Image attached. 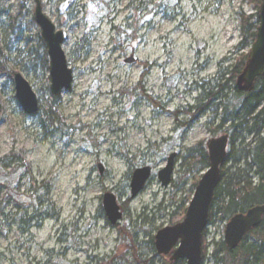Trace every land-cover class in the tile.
Listing matches in <instances>:
<instances>
[{"label":"rangeland","instance_id":"374dc122","mask_svg":"<svg viewBox=\"0 0 264 264\" xmlns=\"http://www.w3.org/2000/svg\"><path fill=\"white\" fill-rule=\"evenodd\" d=\"M39 1L44 15L64 33L62 49L74 82L58 97L49 92L44 50L38 47L40 30L33 18L35 0H0V47L6 49L8 71L0 76V158L12 154L23 160L0 169V264H135V258L137 264H171L169 256L157 254L154 237L182 222L206 170H193L186 152L198 144L206 148L231 124L225 121L219 127L220 110L216 115L213 110H185L207 103L196 81L216 76L224 60L230 62L222 68L233 65L239 55L248 56L254 42L243 45L240 16L255 15L256 0H180L173 11H155L150 25L143 23L132 39L117 42L111 25L124 28L129 23V0L114 5L110 17L91 33L88 26L96 18L89 0H80L78 8V1ZM16 73L43 107L58 100L63 128L57 122L50 127L41 110L32 116L23 112L15 98ZM166 76L174 80L165 83ZM139 84L142 92L132 93ZM143 93L160 106L141 97ZM251 118L246 129L231 133L236 139L232 144L229 139L227 153L232 150L234 157L251 141ZM257 126L264 138V125ZM170 155L173 172L164 188L157 174ZM231 165L228 161L223 169ZM147 167L148 182L131 198L132 174ZM26 173L33 182L49 186L52 207L37 219L29 207L33 197ZM106 194L114 196L122 214L116 225L103 210ZM211 214L201 264H215L229 220L220 205Z\"/></svg>","mask_w":264,"mask_h":264},{"label":"trees","instance_id":"16d2710c","mask_svg":"<svg viewBox=\"0 0 264 264\" xmlns=\"http://www.w3.org/2000/svg\"><path fill=\"white\" fill-rule=\"evenodd\" d=\"M79 1L80 0H69L68 3L77 2L75 5L77 6L76 8H78L80 6ZM120 1L121 0H89L90 5L95 7L94 16L96 22L88 26V32H93L99 27L103 20L110 17L112 8ZM179 2L180 0H129L127 6L128 15L126 18V21L129 23H127L124 28L111 25V29L115 35L114 42L132 39L136 32L142 27L143 23L146 24V27L150 25L151 18L154 16L155 11H164V9L173 11L179 5ZM260 3L261 0H256L254 2L256 10L255 15L247 17L240 16L243 45L247 42L253 43L255 40ZM142 12H144V15L141 17L140 15ZM38 39L40 42L38 47L44 50L42 62L48 69V57L45 44L42 42L39 34ZM5 52L6 49L0 47V76L8 72L5 64ZM247 58L248 56L239 55L236 59H233V65L222 68L225 61L230 62V59L224 60L218 64V73L216 76L196 81L195 85L201 90V100H205L207 103L185 110L187 113H190L191 110H196L197 114L213 110L215 115L217 111L220 110L219 127L221 129L224 128L225 121L231 123L229 127L224 128L222 131L225 135L230 133L229 139H231V144L236 139L232 134L237 129H246V123L251 118L250 116H252L251 120L253 124L249 130V134H253L252 140L246 147L239 151L237 157L233 156L232 150L227 153L224 163L220 167V182L213 196L208 222L211 220V213L214 205H220L225 218L231 219L235 215L244 214L251 207L264 202V138L259 137L261 126H257L258 122L264 125V75L256 80L254 89L250 93L240 92L234 81L243 70ZM173 80V77L166 76L164 78L165 83H170ZM171 88H175V83ZM136 90H141L142 92L140 84L131 88L132 93ZM121 93L127 94V91L125 93L122 91ZM141 97H144L153 105L160 106L151 99V96H146L143 93ZM214 102L217 103L214 105ZM57 104L58 100L56 98L54 102L49 104V107H43L39 103V110L42 111L44 120L50 127L53 126L54 122H57L58 125L63 128L65 126L63 120L57 117ZM239 111H242L243 115H239ZM1 116L2 108L0 105V120ZM52 117H55L57 121L53 120ZM187 125L188 123H178L179 127H187ZM185 159L191 162L192 169L195 171H202L209 166L207 150L202 147L201 144H198L195 149L187 150ZM228 161H231V167L227 170L223 169V166ZM22 163V159H17L14 155L9 154L0 158V169L5 170L10 166ZM241 166H243L242 169L240 168ZM251 176L256 178V184L252 183ZM26 177L29 180L28 182L26 181L27 190L32 193L33 197V203L29 207L32 209L33 215L35 216L34 218L37 219L41 212L52 207L48 198L49 186L45 184L44 181L40 183L33 182L30 175L27 173ZM5 197H7V195H5ZM185 211L186 208L184 209V214ZM0 212L3 211L1 210ZM25 214L26 212L23 211L22 216ZM13 221L20 225L27 224L25 221L14 218ZM32 221H34V219H32ZM249 240H251V242H249ZM202 241H204V234ZM214 256L215 263L217 264H264V216H262L260 223L247 234L243 242L237 248L228 251L224 243H222L219 245ZM135 259L137 263L140 262L138 258ZM137 263L135 262V264ZM170 263L176 264L172 261H170Z\"/></svg>","mask_w":264,"mask_h":264},{"label":"water","instance_id":"95a60500","mask_svg":"<svg viewBox=\"0 0 264 264\" xmlns=\"http://www.w3.org/2000/svg\"><path fill=\"white\" fill-rule=\"evenodd\" d=\"M33 18L40 30V37L46 46L48 57L49 92L53 97L69 90L74 82L72 69L68 66L62 45L64 33L44 15L41 2L35 0ZM258 27L255 40L248 53L246 64L236 78V87L240 92L250 93L255 82L264 75V0H261L258 11ZM15 98L26 115L32 116L39 110L38 98L30 84L16 73L13 76ZM228 136L209 140L206 144L208 154V169L202 174L196 185L191 200L187 206L184 219L172 227H166L157 232L154 245L158 255L168 256L170 261L185 260L186 264H201L202 236L207 226L209 211L215 190L220 182V166L226 158ZM174 155H170L165 167L157 177L165 188L170 184L174 166ZM150 177V169L143 168L134 171L130 181V197L140 193ZM103 210L111 225H116L122 214L111 194L103 196ZM264 216V202L248 209L244 214L232 217L225 228L224 245L228 251L237 248L247 234L255 228Z\"/></svg>","mask_w":264,"mask_h":264},{"label":"flooded vegetation","instance_id":"af4514ba","mask_svg":"<svg viewBox=\"0 0 264 264\" xmlns=\"http://www.w3.org/2000/svg\"><path fill=\"white\" fill-rule=\"evenodd\" d=\"M228 140H229V138H228ZM168 256H169V260H170L171 254H170V255H168Z\"/></svg>","mask_w":264,"mask_h":264},{"label":"bare ground","instance_id":"6f19581e","mask_svg":"<svg viewBox=\"0 0 264 264\" xmlns=\"http://www.w3.org/2000/svg\"><path fill=\"white\" fill-rule=\"evenodd\" d=\"M174 29H175V27L172 28V30H174ZM41 241H42V240H41Z\"/></svg>","mask_w":264,"mask_h":264}]
</instances>
